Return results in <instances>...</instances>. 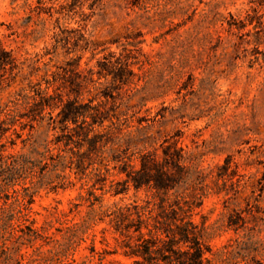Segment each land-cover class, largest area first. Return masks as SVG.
I'll list each match as a JSON object with an SVG mask.
<instances>
[{
  "label": "rangeland",
  "instance_id": "1",
  "mask_svg": "<svg viewBox=\"0 0 264 264\" xmlns=\"http://www.w3.org/2000/svg\"><path fill=\"white\" fill-rule=\"evenodd\" d=\"M38 1L48 6L69 0H0V39L19 60L34 59L54 43V17L31 12ZM88 4L89 0H83L84 15L60 20L63 28H81L87 48L67 55L59 49L42 59L54 68L81 54L79 68L87 74L88 69H99L98 62L111 54L132 56L136 75L121 92L123 101L129 100L133 106L129 112H135L134 119H144L141 123L134 120L130 128L138 137L137 147L158 146L169 137L203 170L207 195L194 210L193 219L211 248L207 255L212 263L264 264V3L100 0L93 10ZM252 6L257 7V13ZM42 73L32 75L29 81L36 82ZM110 79V75L100 76L97 85L102 89ZM27 85L28 80L21 77L4 84L0 104ZM88 96L84 94L83 99ZM26 133L27 129L23 136ZM30 136L25 145L19 138L13 146L7 143L4 153L28 151L32 141L41 151L54 133L36 127ZM225 159L229 167L223 185L218 173ZM85 187L76 181L65 188L44 187L34 195L28 225L52 239L22 241L17 221L15 225V219H9L10 211H0V264H67L71 254L63 255L66 241L64 233L56 229L61 226L56 217L73 202L81 203L69 216L74 221L96 215L88 228L95 234V248L115 250L104 254L102 261L94 257L86 263L130 264L107 219L98 217L120 200L144 198L149 192L131 189L123 196L108 192L88 214L90 208L80 198ZM235 212L245 222L237 230L227 225L229 215ZM28 232L24 227L23 236ZM90 246L91 235L73 251L76 262L86 260Z\"/></svg>",
  "mask_w": 264,
  "mask_h": 264
},
{
  "label": "trees",
  "instance_id": "2",
  "mask_svg": "<svg viewBox=\"0 0 264 264\" xmlns=\"http://www.w3.org/2000/svg\"><path fill=\"white\" fill-rule=\"evenodd\" d=\"M99 1L89 0L88 8L93 10ZM263 3L264 0H257V4ZM82 6L83 0L48 6L38 1L31 8L37 16L44 13L54 17L51 29L54 43L34 59L19 60L0 39V91L4 84L9 85L19 77L28 80L26 88L18 89L12 98L0 104V211H10L9 219H15V225L17 221L22 241L52 239L28 225L29 204L39 189L65 188L81 181V186L86 187L80 198L90 208L88 214L108 192L123 196L131 189H143L149 192L146 197L120 200L98 217L107 219L121 253L130 259V264H214L207 255L211 248L193 219L194 210L207 195L203 170L191 161L177 140L169 137L158 146L137 147L138 137L130 128L134 120L141 123L144 119H134L135 112H129L133 106L128 104L129 100L123 101L121 92L125 85L133 83L136 75L131 67L132 56L111 54L98 62L99 69L95 72L88 69L87 74L79 68L81 54L54 68L42 59L59 49L67 55L87 48L81 28L69 30L60 26L61 19L84 15ZM251 9L257 13L256 6ZM249 17L251 22L252 16ZM39 71H43L41 78L29 81ZM107 75L111 77L110 83L100 89L98 79ZM84 94L89 95L87 99H83ZM36 127L54 133L41 151L32 141L28 151L4 153L7 143L13 146L18 138L25 145L31 139L30 131ZM25 129L27 133L23 136ZM49 143L55 146L50 147ZM228 167L225 159L218 173L223 185L228 180L223 177ZM80 204L73 202L56 217L61 225L56 229L64 233L66 241L62 244L63 255L71 254L67 264H88L94 257L102 261L104 254L115 252L95 248L92 238L95 234H90L88 228L96 215L81 221L69 217L78 211ZM244 224L238 212L229 215L228 226L237 230ZM24 227L29 229L25 237ZM90 235V254L78 263L73 251Z\"/></svg>",
  "mask_w": 264,
  "mask_h": 264
}]
</instances>
